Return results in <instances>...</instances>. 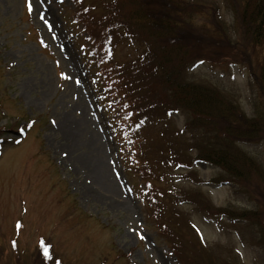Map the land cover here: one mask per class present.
I'll return each mask as SVG.
<instances>
[{"label":"rangeland","instance_id":"374dc122","mask_svg":"<svg viewBox=\"0 0 264 264\" xmlns=\"http://www.w3.org/2000/svg\"><path fill=\"white\" fill-rule=\"evenodd\" d=\"M208 1L218 5V18L208 11L201 18L210 24L216 18L226 32L221 29L223 43L235 45L234 13L225 0ZM31 2L30 13L28 0H0V140H6L0 141V264H40L41 243L61 264H264L257 227L233 221L237 213H254L259 206V215L264 214V170L253 182L252 195L258 199L240 186L212 182L222 177L221 171L198 162L193 168L166 170L169 188L151 179V186L172 189L170 199H145L144 168L129 158L128 143L116 137V116L93 84L86 65L89 44L71 21V2L46 0L39 8L37 0ZM38 10L53 25L51 32ZM137 44L121 43L115 63L135 58L142 50ZM245 69L226 61L200 63L189 70V78L229 96L241 122L256 123V115L264 117V85H255ZM172 117L177 130L187 127L186 117ZM20 125L25 134L17 137ZM183 136L178 161L184 154L195 155L186 151L189 134L183 131ZM93 137L105 150V189L88 177L84 162L96 150L89 142ZM239 146L264 168L263 139H246ZM71 148L81 160L77 164L69 156ZM204 206H211L210 212L225 210L232 218L207 214ZM163 210L177 218L181 229L185 219L179 232L188 249L184 256L173 253L164 240L157 218Z\"/></svg>","mask_w":264,"mask_h":264},{"label":"trees","instance_id":"16d2710c","mask_svg":"<svg viewBox=\"0 0 264 264\" xmlns=\"http://www.w3.org/2000/svg\"><path fill=\"white\" fill-rule=\"evenodd\" d=\"M68 1L73 7L71 21L89 44L86 65L93 73V84L116 116V137L128 143L129 158L144 168L140 172L145 184L144 198L154 202L170 199L172 189L151 186V179L166 182L169 188L166 170L173 171L174 166L193 168L196 162H204L221 171L222 177L212 182L240 186L249 198L258 199L252 195L253 182L261 177L264 168L259 158L241 150L239 145L246 139L264 140V117L256 115V123L241 122L239 109L230 97L189 78V70L200 63L226 61L246 68L255 85H264V0H225L234 13L236 25L232 28L239 36L232 46L223 43V27L218 28L216 18L210 20L211 24L201 18L206 11L218 18L214 1ZM126 40L138 43L142 50L127 63H115L118 46ZM172 114L186 117L187 127L177 130ZM183 131L186 136L189 134L186 144L191 140L185 150L191 149L195 155L190 159L184 154L183 161H178L186 139ZM191 198L198 206L204 203L197 194ZM209 208L204 206L202 211L232 218L225 210L210 212ZM260 208L254 213H237L233 221L256 226L259 240L264 243V214L259 215L263 212ZM157 218L163 223L161 231L170 250L184 256L188 249L179 232L186 227L185 219L181 229L177 218L169 217L168 211L163 210ZM49 253L51 260H45L40 253V264L60 262Z\"/></svg>","mask_w":264,"mask_h":264},{"label":"bare ground","instance_id":"6f19581e","mask_svg":"<svg viewBox=\"0 0 264 264\" xmlns=\"http://www.w3.org/2000/svg\"><path fill=\"white\" fill-rule=\"evenodd\" d=\"M93 139L94 140H91L89 142H92L91 145L96 150L91 152L90 158H86L84 162L88 163V168H89L88 177L90 176V178H92L93 181L96 182L95 185H97L98 187L103 186L104 188L105 187L103 183L104 180H102V178L105 176V178L107 179V176L109 174L108 166L105 164L104 161L105 150L103 149V144L100 140L95 139V137H93ZM72 147L75 148L74 146ZM69 153H70L69 156L72 158L75 164L81 161L73 157L74 152L72 151V148L69 150ZM114 194L116 195V193ZM111 195H113V192H111Z\"/></svg>","mask_w":264,"mask_h":264},{"label":"snow or ice","instance_id":"6c2138e0","mask_svg":"<svg viewBox=\"0 0 264 264\" xmlns=\"http://www.w3.org/2000/svg\"><path fill=\"white\" fill-rule=\"evenodd\" d=\"M61 2H63V0H61ZM45 3H46V0H37L38 8L44 6ZM28 9H29V12L30 13L33 11V5H32L31 0H28ZM38 15H39V18L47 26L48 30L51 32L52 31V28H53V25L45 18L44 13L38 10ZM52 39H56L55 34H53ZM61 50L63 51V48ZM65 78H68V77H65ZM76 83L79 84L80 81L77 80ZM21 131H23V130L21 129ZM140 238L141 239H144L143 236H141ZM41 248H42V251H43V257H44V259L45 260H51L52 259V256L50 255L49 249L47 248V246H45L43 243H41ZM55 264H60V262L57 261V262H55Z\"/></svg>","mask_w":264,"mask_h":264}]
</instances>
